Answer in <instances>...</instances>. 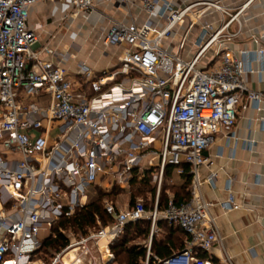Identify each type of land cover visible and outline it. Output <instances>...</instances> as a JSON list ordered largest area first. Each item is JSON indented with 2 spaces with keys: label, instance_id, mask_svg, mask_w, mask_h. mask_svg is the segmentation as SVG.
I'll return each mask as SVG.
<instances>
[{
  "label": "built area",
  "instance_id": "2783aa9c",
  "mask_svg": "<svg viewBox=\"0 0 264 264\" xmlns=\"http://www.w3.org/2000/svg\"><path fill=\"white\" fill-rule=\"evenodd\" d=\"M47 1L56 0H0V264H115L111 245L126 225L141 220L149 222L143 264H234L226 253L213 261L212 250L223 249V241L201 184L215 174L202 180L199 169L209 162L204 152L215 136L232 133L239 110L259 111L264 104V89H251L247 80L254 75L264 83V30L253 32L246 14L254 0L235 7L196 0L179 8L169 0H143L141 22L113 21L100 33V47L120 55L118 65L99 76L84 61L69 67L72 44L58 50L54 36L41 41L43 26L30 25L29 16ZM59 1L70 7L64 19L95 6V0ZM196 7L219 15L206 22ZM195 24L199 31L187 50ZM244 33L253 49L231 45ZM244 142L248 149L255 144ZM184 164L192 176L189 200H169L160 210L165 168L181 175ZM148 170L157 182L152 208L141 200L122 207L106 199L108 223L97 218L95 228L49 260L36 257L39 232L51 235L59 218L87 204L90 186L126 190ZM232 182L217 203L223 211L240 208ZM160 220L186 235L165 258L151 253Z\"/></svg>",
  "mask_w": 264,
  "mask_h": 264
},
{
  "label": "crops",
  "instance_id": "0c3cea01",
  "mask_svg": "<svg viewBox=\"0 0 264 264\" xmlns=\"http://www.w3.org/2000/svg\"><path fill=\"white\" fill-rule=\"evenodd\" d=\"M142 1L95 0V6L89 14L79 13L65 19L63 18L64 14L70 12L68 4L59 0L47 1L31 8L29 23L32 26L36 24L43 26L40 33L42 42H46L51 39V36H54L50 42L58 50L64 49V46L69 44L73 45L77 39L87 42V44L90 42L92 49L85 53L87 55L83 58L84 60L77 59L80 54L75 51V53L73 52L75 59L70 60L68 65L74 69L78 61H84L93 69L94 74L99 76L115 67L112 65L110 57H105V54L114 55L113 58L117 62L120 55V50L116 48L103 49L100 47L97 43L100 33L107 30L113 21L136 20V22H141L144 19V14L140 9ZM169 1L173 8H179L196 0ZM245 1L221 0V3L224 6L235 7ZM46 7H48V12ZM193 11L204 13L203 19L206 22H211L219 15L218 13H206L204 7H196ZM40 13H42L41 16ZM246 14L251 18L248 26L253 28V32L264 30V0H254ZM190 17H192L191 14ZM47 19H50L51 22L47 23ZM190 20L192 18L188 17L185 21L190 22ZM154 21L158 23L156 19ZM88 22H91L90 30L84 25ZM198 31L199 25L195 24L188 35L187 50L191 48V42ZM65 40L66 44H63L61 41ZM231 45L247 49L255 47L250 42L248 33L239 36ZM94 55L101 58L94 59ZM91 56L92 61H90ZM247 80L251 89H264V83L259 82L254 75H249ZM262 118H264V104L259 111L253 107L239 110L232 133L227 136L221 133L217 134L204 152L209 162L200 167V177L204 180L212 173L215 174V177L212 182L205 180L202 182L201 192L206 200L213 203L210 212L223 241V249L215 246L212 250L211 255L214 262L221 260L226 253L234 264H264V122H262ZM247 139L255 140L251 149H248L244 142ZM173 174L177 176V181L173 177L171 181L179 183L180 177L175 171ZM230 179L233 180L232 193L240 208L223 211L217 203L226 197L225 186ZM7 200V196L3 194L1 205L6 210L10 205ZM115 203L122 207L127 205L126 202L119 203L117 200Z\"/></svg>",
  "mask_w": 264,
  "mask_h": 264
},
{
  "label": "trees",
  "instance_id": "16d2710c",
  "mask_svg": "<svg viewBox=\"0 0 264 264\" xmlns=\"http://www.w3.org/2000/svg\"><path fill=\"white\" fill-rule=\"evenodd\" d=\"M184 173L178 175L181 179L179 183L173 182L172 185L175 187V192H173V197L164 196L159 199L158 196V208L163 210L169 200H172L176 205L183 204L187 202L190 198V183L192 176L189 173V166L187 164L183 165ZM174 168L168 166L164 170L163 180H167L173 177ZM152 175L150 171H145L140 179H137L135 175L131 180L130 185L138 183L140 185H148L151 180ZM116 186V185H115ZM118 187V186H117ZM113 189L109 192L103 191L100 187H95L96 195L88 200V203L80 207L76 213L71 217H61L52 226V234L43 240L42 247L37 253L36 257L40 258L42 255L44 258H50L54 253L62 249L68 243V237L66 236L64 229L75 228L77 231L86 233L89 229L96 227V219H100L103 224L108 223L111 217L106 214L104 209V202L113 196ZM153 198L155 200L156 191L152 190ZM115 202V199H109ZM134 194L130 193L129 203L132 205L135 201ZM144 203V202H143ZM154 204L150 205L152 208ZM145 207L148 209L146 203ZM149 208V209H150ZM159 227H163L165 232L162 234L161 238L152 239L151 253L159 256L160 258H165L169 256L173 251L180 249L183 246V241L186 238L185 233L177 226L169 225L166 221L160 220L158 222ZM129 231H132L129 234ZM149 234V222L146 220H141L133 224H128L125 226L123 233L118 237V239L111 245V250L115 254L114 262L115 264H143L146 255V248L141 244L132 243V237L143 236L148 237ZM132 243V244H131ZM201 257H206L207 254L202 252L199 253ZM116 257L119 258L118 263ZM148 264H153L152 260H149Z\"/></svg>",
  "mask_w": 264,
  "mask_h": 264
},
{
  "label": "rangeland",
  "instance_id": "374dc122",
  "mask_svg": "<svg viewBox=\"0 0 264 264\" xmlns=\"http://www.w3.org/2000/svg\"><path fill=\"white\" fill-rule=\"evenodd\" d=\"M45 7V5H43ZM47 9V12H48V7H46ZM42 15V13H40V16ZM47 23H50L51 20L50 19H47L46 21ZM86 26L87 29H91L92 26H91V22L89 23H85L84 24ZM63 44H66V40L65 41H61ZM94 43V42H92ZM96 44V42H95ZM92 49L91 48V44L90 42H82V41H79L77 39V41H74L73 45L71 46V50H72V53L75 51L77 52V54H80V57L77 56V59L79 60H84L83 58L86 57L87 54H85L88 50ZM108 52V51H107ZM109 53V52H108ZM111 55L113 53H110ZM99 56V54H97ZM97 55H94L95 57H93L94 59H96ZM110 57V60L112 62V65L114 66H117L118 65V62L115 58H113L114 55L110 56V55H107L105 54V57ZM92 56H91V59L90 61H92ZM98 58V57H97ZM101 57H99L98 59H100ZM173 179L177 181V176L175 174H173ZM172 181L170 179H167V180H163L162 183H161V186H160V190H159V199L161 197H164V196H167L169 197V199H171L173 197V192H175V187H173L172 185ZM156 191L157 189V182L155 181V179L152 177L151 180L149 181V184L148 185H140L138 183H135L133 185H130L126 190H121L119 187L114 186V189H113V196L110 197L109 199H115L117 200V202L119 203H129V200H130V193L134 194L135 196V200H141L143 201L144 203L147 204L148 206V209L151 207L150 205L153 203L154 201V194L152 192V190ZM112 190V189H111ZM153 194V195H152ZM96 195V192H95V188L93 186H90L89 189H88V197L89 199H92L94 196ZM134 200V201H135ZM102 223V222H101ZM160 229V232L157 234V235H154L153 237L154 238H161L162 234L165 232V229L163 227H159ZM64 232L66 234V236L68 237V240L71 241L73 239H76L78 236L82 235L83 233L80 232V231H77L75 228H67V229H64ZM132 231H129V234H131ZM164 235V234H163ZM50 236V232L48 231H45L44 229H42L40 232H39V238L41 240H44L46 238H48ZM148 238V237H147ZM147 238L143 237V236H137V237H132V243L134 244H141V245H145L146 241H147ZM118 239V238H117ZM116 239V240H117ZM131 243V244H132ZM40 258L43 259V260H49V258H44L42 255H40ZM117 259V263H118V260L119 258L116 257ZM120 262V260H119ZM120 264V263H118Z\"/></svg>",
  "mask_w": 264,
  "mask_h": 264
},
{
  "label": "bare ground",
  "instance_id": "6f19581e",
  "mask_svg": "<svg viewBox=\"0 0 264 264\" xmlns=\"http://www.w3.org/2000/svg\"><path fill=\"white\" fill-rule=\"evenodd\" d=\"M70 255L72 256L73 255V252H70Z\"/></svg>",
  "mask_w": 264,
  "mask_h": 264
}]
</instances>
